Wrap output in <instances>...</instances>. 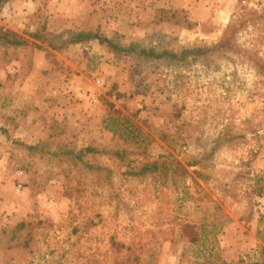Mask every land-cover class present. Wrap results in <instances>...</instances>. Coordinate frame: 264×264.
<instances>
[{"label":"rangeland","instance_id":"rangeland-1","mask_svg":"<svg viewBox=\"0 0 264 264\" xmlns=\"http://www.w3.org/2000/svg\"><path fill=\"white\" fill-rule=\"evenodd\" d=\"M1 27L30 42L0 43V264H264V0H4Z\"/></svg>","mask_w":264,"mask_h":264},{"label":"trees","instance_id":"trees-1","mask_svg":"<svg viewBox=\"0 0 264 264\" xmlns=\"http://www.w3.org/2000/svg\"><path fill=\"white\" fill-rule=\"evenodd\" d=\"M2 3H4V0H0V4H2ZM35 36H38V35H35ZM92 39H98L100 43L106 44L112 50L125 49L123 47H119V45H117V43H115L113 41V39H111L109 37H105V36L101 35L100 33L91 32V31H88V32L80 31V32L76 33L73 36V38L68 42V45H70L71 43H79V42H83L85 40H92ZM29 42H30V40L28 38H26L24 35H21L20 33L12 30L10 28H5V27L0 28V43H2L4 45H10V46H16V47L19 46L20 47V46L28 44ZM128 49L131 50L130 48H128ZM192 51L199 53L202 51V49L198 48V49H193ZM140 52L143 54L152 55V56H163L167 53V51H164L163 53H156L153 50H147V49H143ZM203 52H204V49H203ZM111 124H113V127L111 129L114 130L115 132L117 130H120L121 133H123L127 138L133 137V138L137 139V136L133 134V130H134L133 127L134 126H131L130 124H125L123 122L120 129H118L119 119L117 116L111 117ZM91 149H93V148L92 147L86 148V150H91ZM179 164L178 163L171 164V163H168L167 161H162V162L150 161L148 163L143 164L139 168V171L142 174L147 173L149 171L150 172L165 171L167 169V167H169L171 165H174L176 167ZM186 173H187V171H186V169H184V174H186ZM200 229L201 230H199L195 225L189 224V223L186 224L184 227V230H185L186 234L190 237V241L192 243H198L201 240L200 238L203 236L204 229L203 228H200Z\"/></svg>","mask_w":264,"mask_h":264}]
</instances>
